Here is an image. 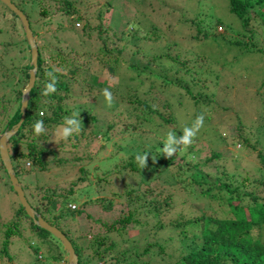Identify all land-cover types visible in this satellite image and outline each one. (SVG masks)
I'll return each mask as SVG.
<instances>
[{
    "label": "trees",
    "instance_id": "obj_1",
    "mask_svg": "<svg viewBox=\"0 0 264 264\" xmlns=\"http://www.w3.org/2000/svg\"><path fill=\"white\" fill-rule=\"evenodd\" d=\"M37 1H39V17H41V20H43L42 17H49V14L53 12L52 18L56 15H60L61 17L66 15L72 18L76 24L82 21L84 15V23L81 29L74 27L76 29L75 36L76 39H78L77 43L73 41L69 46L60 45L62 48H65L64 50L66 52L59 58L60 67L66 69L64 73H60L53 66H49L48 64L45 65V59L41 57L39 45L32 32L38 51L35 82L29 93L24 121L16 134L9 139L8 143V152L17 179L18 161L24 160L25 162L30 159L32 163L34 162L38 165L41 171H44L47 167V162H44L43 155L45 157L47 155H55V151L52 149L44 147L43 149L36 150V143L34 141L28 142V139L31 138L30 136L34 135L32 125L37 120H43L45 130H48L47 135L44 134V132L37 136V138L44 142L59 143L62 147L65 141H78V137H80V139L84 138L83 149L87 151V156L82 158V161L85 163L84 166L78 169L81 176L79 180L87 178L89 174L88 168L93 160L91 154L93 155L92 151L95 149L92 145L99 144L101 138L108 139V132L115 125L113 119H116L118 115L119 117H121V115H123L122 117L125 116V124L130 127V134L132 135L129 138L121 139L120 143L114 146L115 152L128 154V159L123 164H119V162L122 163L125 160L124 158L117 160L113 156L105 157L99 162L106 168L111 167V169H113L111 171L105 170L103 173L105 176L107 174H114L118 179L121 178V180L124 181L122 185L123 188L121 187L123 189V195L119 197L126 199V201H130V204L133 203L135 207L139 208L129 210L130 204L121 202L119 205L123 215L113 222L104 224L103 228L105 229V233H90L91 236L87 241L83 238L86 237V235H80L81 237L78 238L80 242L78 243H72L67 237L78 257V264H122L127 261L128 264H149V252L151 251H154L156 255H161V264H264V199L254 196V192L250 189L247 190L246 193L240 191L244 187L249 188L251 185H254L253 180L249 179V176L245 175L243 179L241 176L239 180H236L235 172H237V170L232 173L218 170L217 162L222 157L223 152L228 153L229 150H212L211 155L204 156V158L201 159V156H198L199 149L195 147V143L193 142L186 150H178L176 154L170 158H166L161 153L166 134L169 130L180 135L182 134L183 127L186 125L190 126L196 116L201 114L204 116V126L200 129L202 134H207L211 136L212 139H217L222 143L225 142V145L229 146L238 144L239 147L242 148V143L244 145H250V143L248 144L249 139H247L245 135H242L241 132L236 134V137L230 133L222 137L218 129V127L222 125L216 123V121L237 118L233 117L235 115L230 116L231 110L236 108L234 106L236 102L234 100L235 94H229V91L235 93L236 90H232V87L230 88L228 85L224 84L219 88L222 92L221 94L217 92L208 96L207 93H203L205 87L202 83V86L199 85L197 77L177 74L178 69L176 65L180 64L183 67L187 66V59H183L182 61L179 60L182 58L180 54L177 53L173 57L168 52L153 56L144 55L145 53L140 50L139 44L148 41L150 38L159 39L163 36L160 28L153 26L149 32H144L143 37H141L140 35L142 34H140V29L136 28V24L138 25V23L132 17L135 14L133 12L134 7L131 9V18L129 17L123 21V27L118 30H112V27H108L110 25L102 27L100 24H93L92 21L95 20V18H101L102 14L99 13L97 17L91 18L89 12L91 6H82L81 2L83 0H34L36 4ZM51 1L58 4L57 6L53 4V9H56L55 12L50 11L51 9L46 6V4ZM157 1L161 9L169 8L168 15L173 19L167 23L166 26L171 32L172 28L175 27V20L174 16L170 13H177L176 10H178L177 8L180 7L179 4L183 2V0ZM136 2V7L138 6L137 9L139 12L148 8L149 6L147 5L150 4L147 0H137ZM16 6L22 11L19 5ZM109 6L111 5L109 4ZM27 9L30 11L29 7H27ZM106 9L109 10V8ZM106 9L104 10L105 12ZM112 9H115V6L113 7L112 5ZM228 9L230 16L234 19V21L228 23L224 21L223 23L221 22L220 17L214 12L212 6L208 9L210 13L208 21L205 19H203L205 22L201 21L200 17L197 15L198 13L194 18H182L178 14L179 17H176V20L180 23L181 27L184 25H186V27H194L196 34L193 38L204 40L202 41L203 44L210 39L217 38V40L222 39V41L227 44L225 45L226 47H234L239 50L242 53V57L246 56L252 59L251 56L258 55L259 58L261 55V62L259 63L261 68L255 73L258 80L256 88H263L264 52L259 46V43L262 42L260 35H264V0H228ZM12 15L18 19L14 13H12ZM85 15H88V17H85ZM25 17L28 18L27 16ZM111 20L113 19H110V21ZM10 24L12 25V23ZM219 25L223 26L227 34L216 32V27ZM127 26H129L128 29ZM111 30L113 32H111L110 36L108 35V31ZM102 32L106 35L100 34ZM94 33L96 34L95 36ZM126 34L128 37L124 36ZM235 34H237L238 37L234 36ZM38 35L39 34H37V36ZM215 35L216 37H214ZM93 37L97 38L92 44L91 39H93ZM53 39H57V37L54 35ZM50 41L49 43L47 42L49 45H51ZM213 41H216V39H213ZM181 44L183 45V43H179V41H174L168 46V49H173L175 46L178 47ZM185 46L191 48L188 43L185 44ZM56 48V51L49 50L47 53L48 59L51 61L56 57L55 55L62 50L61 48ZM27 50L29 51V47H27ZM28 55H30L29 52ZM137 55L140 56V60L132 61ZM24 56L26 57L27 54L23 55L22 53L21 57L23 58ZM25 61H27L26 58ZM28 61L30 62V56ZM28 61L25 62L21 73L23 88L28 81V70L31 68ZM67 62L68 65H64V63ZM126 67L128 71L136 75L141 76V74H143V79L145 80H142V83L135 87L130 85L134 81L133 76H131L128 77V80H126L127 83H124V86L123 83H120L122 87L117 86L113 89H109L113 95L111 110L105 109L101 104V106H99L100 101L104 98L102 90H99L96 96L99 108L95 105L94 111L88 114H85L83 111L78 112L82 122V131L79 134H74L67 140L58 139L56 137L57 126L63 123L65 117H70L76 110L71 109L70 106L66 104L67 100L73 101L71 99L72 94L78 92L79 88L80 95H83L85 91L91 92L90 90L93 88L104 89L103 84L105 81L102 76L104 73L111 74L112 76H121V80H124L122 76H124L123 74L126 72L124 70ZM184 71L187 72V69ZM50 72L56 76V91L46 96L47 99L44 104L46 110L44 111V109L37 108V102H39L37 97L44 91V86L49 81V77L46 73ZM150 72L153 74L150 75ZM78 73H80V78L77 77V75H79ZM160 76L161 81L159 80ZM233 82L234 79L231 80L230 84L236 87L237 83ZM248 84L249 79L247 80L243 77L242 94L245 93L249 96V91H247ZM145 86H147V89L144 91L143 88ZM178 89L182 90V96L178 99L163 97L158 92L162 90V92L168 91V93H170ZM138 93L140 95H138ZM20 94L21 90L15 91V95L19 100ZM261 97L262 95L258 91L257 96H252L251 98L259 105H264V102H260ZM184 98L186 100L183 101ZM223 105H229L230 108ZM120 108L121 110H119ZM102 109L105 110V113H107L106 111L110 112L111 116L104 114V116L102 115L98 119L97 114L100 113ZM41 110H43V112ZM41 113H43V115H41ZM13 114L12 118L7 122L6 128L4 127L1 132L4 129L11 128L17 123L20 118L19 109H17L16 112L14 111ZM219 116H222V118L219 119ZM177 118L182 121V124H178ZM107 119L111 121L104 125L103 122ZM196 140L197 139L194 141ZM128 142L133 143L136 147L130 149L125 147L124 143ZM20 146H22V148ZM99 147L101 150V145ZM251 147L256 150V156L264 166V141H262V144L256 142L255 145ZM22 149H27V152L25 153ZM144 153L149 155V159L147 167L141 170L135 157L137 154ZM59 160L61 161L62 159ZM95 169L91 170L93 171ZM25 170L28 171V168ZM2 171L5 178L2 176ZM163 173H165L164 177H162ZM177 174H183L185 178L193 183V186H187L189 189L186 190H188L189 194L195 196L208 195L212 198L216 196L222 197L224 215L220 217L214 213H207L205 210L201 209L199 205L189 202L188 206H186L188 210L186 208L184 209L185 217L182 219H175V221L169 224V228L174 234L171 236L170 242L169 239H166V244L158 239L147 241L148 236L143 237L141 235L142 231L145 230L142 227V223L135 219V217L138 216L137 210L142 213L146 224H151V221H155L156 223L160 222V216H162L165 211H168L170 205L176 201L175 192L177 188L182 186L183 189H185L186 187L180 177H176ZM259 176L260 179L258 182L264 187V173H260ZM5 179L9 189L12 190L8 176L0 162V181L4 183ZM86 183H90V180H86ZM211 183L215 185V188L211 187ZM203 184H205V187ZM36 186H38V184ZM39 186L44 185L40 184ZM29 187L31 186L29 185ZM68 187L67 190L54 194L50 186H45L43 187V195L41 198H37L29 192L30 197L33 198L32 208L47 221L46 218L48 217L46 213L49 212L50 205L53 208L55 207L53 205V200L56 197L63 200L64 204H60L61 207L67 206L65 204L68 203H74L78 206L74 210H70L67 207L65 211L60 210L59 217L66 218H75V214L81 215L82 212H89L91 209H88L89 206L105 213L113 203V200L104 197L94 202L85 201L79 206L76 195L80 192V186H78L77 181H73L69 183ZM22 190H24L23 187ZM74 190L76 191L70 196L71 200L67 201L65 196L72 194ZM173 191L175 192L173 193ZM246 197H250L254 204L244 206L243 200H245ZM182 201H184V199ZM48 203L49 206H47ZM104 204L107 206L104 207ZM15 212L17 217H22V215L26 216L19 202ZM59 217L52 218L53 223L47 222L61 229ZM29 221L32 230L40 238V242L43 245L42 249H52V245L45 243L52 242L48 239L50 234L33 225L30 219ZM12 226L13 223H11L5 231L6 240L3 242L1 250L4 256L8 255L7 248L9 246V237L14 234L16 235ZM160 226L164 227L163 225ZM80 227L86 228V220H80ZM133 231H136V235L127 239L126 236ZM176 231H179V234H188L189 236L188 238L184 237V241L178 240ZM138 234L140 236H138ZM144 238L146 239V243L141 242ZM116 239L125 243H133L132 241H134V244H139L142 247L140 248L133 245V247L130 246L115 253V248L119 245ZM106 241H109V243ZM56 242L59 244L57 239ZM33 245L35 246L37 256L39 254L41 255L39 252L41 248L38 247L35 242H33Z\"/></svg>",
    "mask_w": 264,
    "mask_h": 264
},
{
    "label": "rangeland",
    "instance_id": "obj_2",
    "mask_svg": "<svg viewBox=\"0 0 264 264\" xmlns=\"http://www.w3.org/2000/svg\"><path fill=\"white\" fill-rule=\"evenodd\" d=\"M10 1L15 6L19 5L24 15L28 17L27 19L30 23V28L35 36L36 42L39 45V50L41 51V57L45 59V65L48 64L49 66H53L60 73H64L66 69L60 67L59 58H61V55L63 56V54L66 52L64 50L65 48H62L60 45L69 46L73 41L76 43L78 42V39H76L75 36V28H82L84 23V15L82 21L78 22V24H76L72 18L66 15H63L62 17L60 15H56L52 18L53 12L49 14V17H42L43 20H41V17H39V1H37V4L34 2V0ZM136 1L137 0H83L81 3L84 7L91 6L89 11L91 18L97 17V14L99 13L102 14L101 18H95V20L92 21L94 25L100 24L102 27H107L110 25L108 27H112V30H118L119 28L123 27V21L129 17L131 18V9L134 7L133 12L135 14L132 17L138 23V25L136 24V28L140 29V34H142L140 36L143 37L144 32H149L153 26L159 27L163 36L159 39L150 38L148 41L140 43L139 48L143 53H145L144 55L153 56L168 52L173 57L177 53L180 54L182 58L179 60L182 61L183 59H187V66L183 67L180 64L176 65V68L178 69L177 74H186L191 77H197L199 85L202 86L203 84L205 87L203 89V93H207L208 96L217 92L221 94L222 92L219 88L224 84L228 85L230 88L232 87V90H236L235 93L229 91V94H235L234 100L236 102V105H234L236 108L231 110L230 116L235 115L233 117L237 118L216 121V123H220V125L223 126L218 127L219 133H221L222 137H225L227 133H230L236 137V134L241 132L242 135H245L247 139H249L248 144L250 143V145H244L242 143V148L239 147L238 144H235L234 146L225 145V142L222 143L217 139H212L211 136L207 134L204 135L199 131L198 137L195 138L197 140L194 141L195 147L199 149L198 156H201V159H203L204 156L211 155L212 150L223 151L228 149L229 152H223L222 157L217 162L218 170L224 171L226 173H232L233 171L237 170V172H235L236 180H239L241 176L242 179L245 175L249 176V179L253 180L254 185H251L249 188L244 187L240 191L242 193H246V191L250 189L254 192V196L264 199V187L261 186L260 182H258L260 179L259 174L264 173V166L257 158L256 150L251 147L252 145H255L256 142L262 144V141H264V105H259L251 98L252 96H257V92L259 91L262 95L260 102H264V87L260 89L256 88L258 81L256 73L261 68L259 64L261 62V55L259 58L258 55L251 56L252 59L246 56L242 57V53L239 50L235 49L234 47H226L225 45L227 44L224 43L222 39L217 40V38H213L216 39V41L210 39L203 44L202 41L204 40L193 38V36L196 34L194 27H186V25H184L182 28L180 23L176 20V17H179V15L182 18H194L198 13L197 15L200 17L201 21L205 22L203 19L208 21V18H210L208 9L212 6L214 12L218 14L222 23L223 21L226 23L234 21L233 17L230 16L229 13L228 0H183V2L179 4L180 7L177 8L178 10H176L177 13H170L174 16L175 20V27L172 28L171 32L166 26L167 23L173 19L169 17L170 15H168L169 8L161 9L157 0H147L150 3L147 5L149 7L139 12L137 9L138 6L136 7ZM53 4L56 6L58 5L57 3H53V1H51L48 2L46 6L51 9L50 11L55 12L56 9H53ZM109 4L111 6H109ZM144 4L146 5L145 1ZM112 5L113 7L115 6V9H112ZM27 7L30 8V11L27 9ZM106 8H109V10ZM105 9L106 12L104 11ZM85 17H88V15H85ZM110 19L113 20L110 21ZM10 23H12V25ZM128 27L129 26H127V29ZM112 30L108 31V35L111 36V32H113ZM216 32L227 34L222 25L216 27ZM37 34L39 35L37 36ZM100 34L105 33L102 32ZM54 35L57 37V39H53ZM95 35L96 34L94 33V36ZM124 36L128 37L127 34ZM234 36L238 37L237 34ZM214 37H216V35ZM96 38L97 37H93V39H91L92 44L95 42ZM260 39L262 42L259 43V46L264 52V35L261 34ZM49 41L51 42V45L48 44ZM174 41H179V43H183V45L181 44L178 47L175 46L173 49H168V46ZM187 43L191 48L185 46ZM89 44L91 45L90 42ZM27 47V41L19 20L16 19L12 15L10 9L0 1V134L5 131L4 129L1 132L4 127L6 128V124L14 115V111L16 112V110L20 107V100L15 95V91L21 90V88H23V79L21 75L23 70L22 68L30 56L28 55L29 51L27 50ZM56 47L61 48L62 50L58 52V54L55 55L56 57H54V59L52 58L53 60L51 61L48 59L47 53L49 50L56 51ZM22 53L23 55L27 54V56L22 58ZM25 58L27 61H25ZM137 60H140L139 55L134 57L132 61ZM64 65H68V62L64 63ZM185 69H187V72L184 71ZM124 70L126 71L123 74L124 76H122V79L124 80H121V76H112L111 74L104 73L102 75L105 81L103 84L104 89H113L117 86L122 87V84L120 83H123L124 86V83H127L126 80H128V77L131 76H133L134 81L130 85L135 87L140 85L142 80H145L143 79V74H141V76L136 75L133 72L128 71L127 67ZM78 74L79 75H77V77L80 78V73ZM152 74L153 73L150 72V75ZM243 77L247 80L249 79L247 91H249L248 93L250 97L245 93L242 94ZM232 79H234L233 83H237L236 87L230 84ZM159 80L161 81V76ZM251 80L253 81L250 82ZM146 89L147 86L143 88L144 91ZM99 90L103 89L93 88L90 90L91 92L85 91L83 95H80L79 88V91L73 93L71 96L73 101L67 100L66 104L69 105L71 109H76L75 113L80 111H83L85 114L92 113L95 109V105L98 107L96 96ZM158 92L161 96L170 99H178L182 96V90L180 89L177 91L173 90L170 93H168V91L162 92V90H159ZM138 95L140 94L138 93ZM37 99L39 101L37 102V108L44 109L45 111L46 109L44 108V104L47 97L40 94L38 95ZM212 99L214 101L213 97ZM184 100L186 99L184 98L183 101ZM100 104L103 105L107 110L112 109V106H107L104 98L102 101H100L99 106H101ZM223 106L230 108L229 105ZM119 110H121V108ZM41 111L43 112V110ZM106 112L107 113H105L104 109L100 110V113L97 114V118L99 119L102 115L104 116V114L111 116L110 112ZM122 116L123 115H121V117ZM121 117L118 115L116 119H113L115 125L108 132L109 137L107 140L105 138H101L99 144L92 145L95 147V149L92 151L93 155L91 154L93 160L89 165V174L87 175V178L85 177L86 179L79 180L81 176L80 171L78 170L79 167L84 166L85 164L82 161V158L87 156V151L83 149L84 138L80 139V137H78V141H65V144L61 147L59 143L44 142L37 138L36 135H31V138L28 139V142L34 141L36 143V150L46 147L48 149L54 150L55 155H47L46 157L43 155L44 162H47V167L44 171H41L38 165L34 162L32 163L30 159L26 160L25 162L24 160L18 161V180L20 185L24 188L23 191L25 193V197L30 205H33V198L30 197L29 192L37 198H41L43 195V187L50 186L54 194H58L60 191L67 190L69 188V183L73 181H77L78 186H80V192H78L76 195L79 206L85 201L94 202L95 200L104 197L113 200L110 208H108L105 213L89 206L88 209L91 208L89 212H82L81 215L75 214V218L59 217L60 210L65 211L66 206H60V204H64V202L59 197H56L53 200V205L55 207L53 208L50 205V210L46 213L48 218H45L47 221L53 223L52 218L59 217L58 219L61 229H58L63 232L72 243L80 242L78 238L83 234L86 235L87 238H83L85 241H87L91 236L90 233H105V229L103 228L104 224L113 222L115 219L120 218V216L123 215L122 211L120 210L119 203L122 202L125 204H130V201H126V199L119 197L123 195L122 185L124 181L121 180V178L118 179V177L114 174H107L105 176L103 174L105 170L111 171L113 169H111V167L106 168L102 163L99 162L103 158L109 156H113L117 160L124 158L125 160L122 163L119 162V164H123L128 159L127 153L115 152L114 149V146L119 144L121 139L132 136L130 134V127L125 124V116L122 117V119ZM221 118L222 116H219V119ZM110 121L111 120L107 119L103 123L105 125ZM177 121L178 124H182L180 119L177 118ZM44 134L47 135L48 130H45ZM124 144L125 147L129 149L136 147L131 142ZM100 145L101 150L99 147ZM22 146L20 147L22 148ZM22 151L26 153L27 149H22ZM59 159L62 160L60 161ZM25 167L28 168V171L25 170ZM91 169L95 170L92 171ZM164 175L165 173L162 174V177H164ZM2 176L5 178L3 171ZM176 177H180L186 187L183 189L182 186H179L176 192L173 191V193L175 192L176 201L170 205L168 211H165V213L160 216V222L156 223L155 221H151V224H146L142 213L137 210L138 216H136L135 219L142 223V227L145 230L142 231L141 235L143 237L148 236L147 241H154L158 239L161 242H165L166 244V239H169L170 242L171 236L174 234L172 230H170L169 224L175 221V219H182L185 217L184 209L186 206H188L189 202L199 205L200 208L205 210L207 213H214L220 217H223L224 215L222 197L216 196L215 198H212L208 195H191L186 189H189L187 187L189 185L193 186V183L189 179L185 178L183 174H177ZM86 180H90V183H86ZM37 184L38 186H36ZM40 184L44 186H39ZM29 185L31 187H29ZM203 185L205 187V184ZM211 187L215 188V185L211 183ZM75 191L76 190H74L72 194L65 196L67 201L71 200L70 196L73 195ZM183 199L184 201H182ZM253 204L254 203L250 197H246L245 200H243L244 206ZM47 206H49V203ZM105 206L107 205L104 204V207ZM17 207L18 199L16 194L13 190L9 189L6 179L4 183L0 181V264H66L67 255L61 244H58L56 239L49 235L48 239H50L52 242L45 243H48V245H52L53 247L52 249L49 248L47 250H43V245L40 242V238L32 230L29 219L24 215H22V217L16 216L15 211L17 210ZM77 207L78 206L76 204V208ZM134 208L139 207H135V205L132 203L128 209L131 210ZM186 209L188 210V208ZM80 220H86V228L80 227ZM11 223H13L12 229L16 232V235L14 234L9 237V246L7 248L8 255L4 256L1 250L3 242L6 240L5 231L11 225ZM160 225H163L164 227H161ZM178 232L179 231H176L178 240L184 241L183 238H188L189 236L188 234L182 235ZM135 235L136 231H133L128 234L126 238L129 239ZM138 236L140 235L138 234ZM116 240L118 241L119 245L116 246L115 253L122 251L124 248H128L130 246L133 247V245L140 248L142 247L139 244H134V241H132L133 243H125L119 239ZM33 242H35L37 246L41 248L39 251L41 253L40 259L39 257L37 258V253ZM106 242L109 243V241ZM141 242L146 243V239L144 238ZM149 258V264H161V255H156L154 251L149 252ZM122 264H128V261Z\"/></svg>",
    "mask_w": 264,
    "mask_h": 264
},
{
    "label": "water",
    "instance_id": "obj_3",
    "mask_svg": "<svg viewBox=\"0 0 264 264\" xmlns=\"http://www.w3.org/2000/svg\"><path fill=\"white\" fill-rule=\"evenodd\" d=\"M4 3L10 11H12L19 19L21 27L24 32L25 39L27 41V45L29 47L30 53V66L31 69L28 71V81L25 87L21 90L20 96V118L17 123H15L11 128L5 129L0 134V162L8 176L10 186L14 193L17 196L18 202L20 206L23 208L24 213L27 215L29 219L33 222L34 225L39 227L40 229L48 232L52 235L55 239L59 241L61 246L63 247L64 251L67 254V264H77L78 258L75 254V251L72 247L70 241L66 238V236L56 227L48 224L28 203L24 196V191L15 175L11 159L8 152V141L9 139L16 134L20 125L24 121L26 108L29 100V93L34 86L35 82V73L37 68V45L35 43L34 37L32 35V31L29 26V22L27 18L23 15L21 11H19L14 4L10 2V0H0Z\"/></svg>",
    "mask_w": 264,
    "mask_h": 264
},
{
    "label": "clouds",
    "instance_id": "obj_4",
    "mask_svg": "<svg viewBox=\"0 0 264 264\" xmlns=\"http://www.w3.org/2000/svg\"><path fill=\"white\" fill-rule=\"evenodd\" d=\"M19 23H20V21H19ZM46 75L49 77V81H48V83L45 84L44 91L41 93V95H44V96H47V95H50V94L54 93L56 91V83H57L56 76L53 73H51V72L50 73H46ZM102 95L104 97V100H105V103L107 104V106L111 107L112 104H113V95H112L111 91L108 88H105V89L102 90ZM20 96H21V94H20ZM41 115H43V113H41ZM203 126H204V116L201 114V115H197L196 116L195 120L192 122V124L190 126L189 125H186V126L183 127L182 134L177 135L174 131L169 130L167 132V134H166V138H165V141L163 143V147L161 149V153L166 158H170L174 154H176V152L178 150H186L188 147H190L193 144L195 138L197 137V134L199 133L200 129ZM82 129H83V127H82V122H81V119H80V114L74 112L70 117H65L63 123L57 126L56 137L58 139H60V140H67L69 137L73 136L74 134H79L82 131ZM32 130H33L34 135H36V136H39V135L43 134L45 132V127H44L43 120H37L32 125ZM148 159H149V155L147 153L137 154L136 157H135V160H136V162H137V164H138V166L140 167L141 170L144 169L145 167H147ZM66 205H67L66 207L68 209H70V210L76 209V205H74V204L68 203ZM32 224H33V222H32ZM38 257L40 259L41 258V255L39 254L37 256V258ZM66 264H67V258H66ZM77 264H78V262H77Z\"/></svg>",
    "mask_w": 264,
    "mask_h": 264
}]
</instances>
